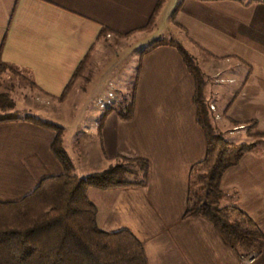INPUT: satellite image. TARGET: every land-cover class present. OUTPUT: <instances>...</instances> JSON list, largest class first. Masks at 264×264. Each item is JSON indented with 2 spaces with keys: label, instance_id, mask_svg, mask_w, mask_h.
<instances>
[{
  "label": "crops",
  "instance_id": "obj_1",
  "mask_svg": "<svg viewBox=\"0 0 264 264\" xmlns=\"http://www.w3.org/2000/svg\"><path fill=\"white\" fill-rule=\"evenodd\" d=\"M159 1L0 0L2 59L19 66L38 92L58 99L92 48L93 63L106 41L158 33L160 24H165L203 65L210 66L213 76L232 66L237 67L236 77L230 76L233 81L246 73L226 116L241 125L238 129L255 122L264 133V0H167L154 26L146 30ZM103 27L109 31L101 38ZM195 94V79L174 47L159 46L145 54L132 117L104 110L95 122L94 150L107 163L121 158L147 160L149 185L90 188L88 194L91 199L93 193L102 207L99 210L91 199L98 208L99 226L110 232L130 229L143 243L148 264H244L212 223L200 216L184 218L191 169L207 151ZM55 136L54 130L24 120L0 123V202L22 200L43 179L63 172L53 152ZM160 159L166 166V160L175 161V183L182 184L185 194L176 208L162 199L154 208L143 198L153 182L150 169ZM221 187L222 206L240 208L264 233V146L255 147L229 168ZM110 194L117 198L108 204ZM130 196L136 198L134 212ZM255 264H264V252Z\"/></svg>",
  "mask_w": 264,
  "mask_h": 264
},
{
  "label": "trees",
  "instance_id": "obj_2",
  "mask_svg": "<svg viewBox=\"0 0 264 264\" xmlns=\"http://www.w3.org/2000/svg\"><path fill=\"white\" fill-rule=\"evenodd\" d=\"M167 0H160L146 30L151 29ZM103 27L101 38L108 34ZM127 35H118L126 38ZM4 45V43H3ZM0 76L8 70L22 69L2 59ZM159 46L174 47L195 79L197 121L206 135L205 157L195 163L189 175V189L184 218L200 216L214 225L223 241L241 258L253 251L264 252V233L256 222L235 206H222L225 192L221 181L225 172L237 165L257 142L236 143L218 128L212 103L207 95L206 73L187 47L179 40H154L143 48L135 84L129 99L118 109L124 119L132 117L142 58ZM93 48L76 68L58 101L68 100L79 80L84 78L92 61ZM116 103V102H115ZM115 103L105 112L116 110ZM16 102L0 93V123L24 120L56 132L53 152L63 172L41 181L22 200L0 202V264H148L141 240L128 228L105 231L98 224V208L89 197L90 188L104 190L146 188L150 182L149 163L143 158H121V162L85 177L74 173L64 148L66 128L32 115H19ZM227 114V108L224 114ZM239 126V125H238ZM246 128V126L244 127ZM257 135L264 136L253 122Z\"/></svg>",
  "mask_w": 264,
  "mask_h": 264
},
{
  "label": "rangeland",
  "instance_id": "obj_3",
  "mask_svg": "<svg viewBox=\"0 0 264 264\" xmlns=\"http://www.w3.org/2000/svg\"><path fill=\"white\" fill-rule=\"evenodd\" d=\"M167 9L168 7L165 12ZM167 21L170 24V19ZM163 25L165 26V24ZM163 25L160 24L158 33H148L139 38L124 41H106L107 46L99 51V55L95 57L93 63L91 61L88 71L84 78L78 81V88L69 102L62 104L58 99L45 96L34 88L28 75H22L11 70L0 76V93L8 95L10 99L16 102L15 110L18 111L19 115H32L65 126L64 148L74 167V173L80 177H85L102 171L123 159H112L107 163L105 159L99 160L94 150V144H98L95 122L104 111L97 105V98L114 88L116 110L118 111L121 104L125 105L126 99L130 98L128 96L130 88L136 81L143 48L148 47L154 40L172 38L179 40L175 38L174 32H168L167 27ZM190 52L206 73L207 95L212 103V110L219 115V118L216 115V124L219 130L229 140L236 143L256 141V147L264 146V136L256 134L255 129L251 128L252 123L246 125L244 129H238L241 125L238 126L237 123L228 119L226 113L224 114L226 108L227 110L230 108L246 73L239 81L236 79L233 81L230 76L236 77L237 67L232 66L221 74L213 76L214 73L210 66L203 65V61L197 59L192 51ZM239 74L242 72L239 71ZM162 162L160 159V161L157 160V163L156 161L153 163V167L150 169L153 182L145 192L149 196L145 194L143 198L147 199L146 201L153 207L159 199H162L164 202H172L176 208L185 196L183 187L181 183H175L176 178H178L174 173L175 161L173 159L166 160L167 166ZM93 195L92 193L91 199L98 204L99 210H102L100 203L96 201ZM110 195L111 201L109 200L108 204L112 203V199L117 198L114 194ZM135 199L133 196L128 198L131 202L132 212L135 211ZM123 200L125 201V199ZM105 219L107 220V218Z\"/></svg>",
  "mask_w": 264,
  "mask_h": 264
},
{
  "label": "built area",
  "instance_id": "obj_4",
  "mask_svg": "<svg viewBox=\"0 0 264 264\" xmlns=\"http://www.w3.org/2000/svg\"><path fill=\"white\" fill-rule=\"evenodd\" d=\"M115 99H116L115 91L114 88H112L110 91H108L105 95H103L97 100V105L99 106L100 109L106 110L115 103ZM217 118H219V115H217ZM258 257H259V253L257 251H253L247 255H243L241 259L244 264H255Z\"/></svg>",
  "mask_w": 264,
  "mask_h": 264
}]
</instances>
